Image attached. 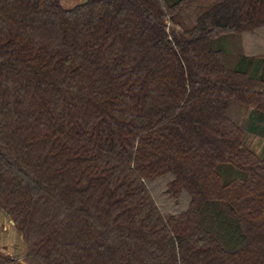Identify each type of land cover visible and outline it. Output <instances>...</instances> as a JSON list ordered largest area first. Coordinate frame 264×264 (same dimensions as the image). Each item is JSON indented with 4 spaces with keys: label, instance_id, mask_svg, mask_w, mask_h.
Wrapping results in <instances>:
<instances>
[{
    "label": "trees",
    "instance_id": "16d2710c",
    "mask_svg": "<svg viewBox=\"0 0 264 264\" xmlns=\"http://www.w3.org/2000/svg\"><path fill=\"white\" fill-rule=\"evenodd\" d=\"M262 26L264 0H0V214L26 244L0 264H264Z\"/></svg>",
    "mask_w": 264,
    "mask_h": 264
},
{
    "label": "rangeland",
    "instance_id": "374dc122",
    "mask_svg": "<svg viewBox=\"0 0 264 264\" xmlns=\"http://www.w3.org/2000/svg\"><path fill=\"white\" fill-rule=\"evenodd\" d=\"M81 1L83 0H62V5L65 7H71ZM170 26H173L176 29H181L180 26L172 25V23ZM243 40L244 49L248 54H258V49L262 48L264 50V26L259 27L252 32L243 33ZM250 140L252 145L256 147L258 151L262 149L263 141L259 137L252 136V139ZM160 192L161 194L163 193V188ZM162 196L164 198L160 197L159 202L163 204L165 209L166 204L168 205V200L164 195ZM3 224L6 225L3 226ZM0 226V245H4L2 246L4 247L2 250L5 252H10L16 256H21L26 250V244L23 241L21 235L15 230L13 226H11L8 222L6 223V221L4 223H0Z\"/></svg>",
    "mask_w": 264,
    "mask_h": 264
},
{
    "label": "crops",
    "instance_id": "0c3cea01",
    "mask_svg": "<svg viewBox=\"0 0 264 264\" xmlns=\"http://www.w3.org/2000/svg\"><path fill=\"white\" fill-rule=\"evenodd\" d=\"M6 221V223L8 222L9 223V220H8V218H7V216H5V215H3V214H0V223H4L5 221ZM6 224H3V226H5ZM1 227V226H0ZM2 246H4L3 244H1L0 245V247L1 248H4V247H2ZM23 254L24 253H22V255H21V257L23 256Z\"/></svg>",
    "mask_w": 264,
    "mask_h": 264
}]
</instances>
